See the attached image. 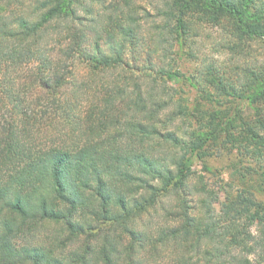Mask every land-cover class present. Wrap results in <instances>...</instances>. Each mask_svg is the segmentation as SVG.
I'll return each instance as SVG.
<instances>
[{
    "label": "trees",
    "instance_id": "16d2710c",
    "mask_svg": "<svg viewBox=\"0 0 264 264\" xmlns=\"http://www.w3.org/2000/svg\"><path fill=\"white\" fill-rule=\"evenodd\" d=\"M93 4L0 0V264H148L159 246L167 264H264V62L178 63L204 24L233 53L264 44V0H161L148 44L136 11ZM225 145L257 165L210 185L196 161ZM157 208L173 225L152 234ZM47 223L82 252L33 244Z\"/></svg>",
    "mask_w": 264,
    "mask_h": 264
},
{
    "label": "rangeland",
    "instance_id": "374dc122",
    "mask_svg": "<svg viewBox=\"0 0 264 264\" xmlns=\"http://www.w3.org/2000/svg\"><path fill=\"white\" fill-rule=\"evenodd\" d=\"M98 4H93L96 11L103 13L105 16L116 15L122 16V13H126L119 20L120 23L126 24L125 16L129 13L130 9L137 12L138 23L140 24V34L145 37L148 44L151 37L156 34V28L160 24L161 18L157 15L158 6L161 4V0H132L131 6L126 8L129 0H97ZM115 8H112V7ZM118 6V7H117ZM229 31L222 26H214L204 24L203 26H197V29L192 32L191 38L183 46V53L181 59L178 62L182 68V72L187 74L197 73V71L207 68V66L215 65L222 72L227 74L233 73L232 69L236 66L243 67H256L259 63L264 62V44L260 40L256 39L250 41L247 46L244 47V52L241 54L233 53L229 48ZM149 47V46H148ZM147 47V48H148ZM146 46L139 49L141 56H147ZM138 54V55H139ZM248 65V66H247ZM81 78V76H80ZM82 80H86L81 78ZM89 93L93 91L88 90ZM86 98V97H85ZM191 101L198 98L196 92L190 94ZM257 162L250 158H245L239 154L237 149H232L231 146L225 145L223 147H212L206 154H203L197 159L195 168L197 172L204 177V180L210 185L221 186L224 182H235L238 172H243V168L255 167ZM239 170V171H237ZM231 171L234 172L232 178L229 177ZM260 183L259 177H254ZM197 182V178L193 179V183ZM238 186L235 185V188ZM264 202V196L258 197ZM166 205L172 208L173 200H166ZM168 202V203H167ZM163 211L157 208V211L153 212L152 217H147L144 221L149 220L153 223V228L149 231L152 234H157L163 226L173 225L172 221H166L164 219ZM81 219V218H80ZM148 219V220H147ZM83 222V218L79 220ZM92 227V225H91ZM64 229L55 223H47L42 229H39L37 237L31 242L38 243L40 246L51 247V245L57 246V253L64 258L71 257L75 253L82 252L85 235L80 236L79 239H73V243L60 247L57 243L59 238L63 234L61 231ZM65 233V231H64ZM98 234L97 228L93 230V235ZM93 246H96L98 239L96 236L87 237V242ZM29 241V240H28ZM28 241L21 242V245ZM30 242V241H29ZM62 242L64 243L63 239ZM158 251L153 253L152 256L147 255L146 260L148 264H167V260L171 255V249L165 246H159ZM143 253H141L142 255Z\"/></svg>",
    "mask_w": 264,
    "mask_h": 264
}]
</instances>
